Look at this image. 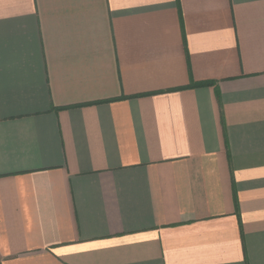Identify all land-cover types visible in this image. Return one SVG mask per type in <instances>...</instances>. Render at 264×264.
<instances>
[{
    "label": "crops",
    "instance_id": "obj_1",
    "mask_svg": "<svg viewBox=\"0 0 264 264\" xmlns=\"http://www.w3.org/2000/svg\"><path fill=\"white\" fill-rule=\"evenodd\" d=\"M0 264H264V0H0Z\"/></svg>",
    "mask_w": 264,
    "mask_h": 264
}]
</instances>
